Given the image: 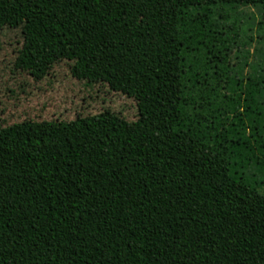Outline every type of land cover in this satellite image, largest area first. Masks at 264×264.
Returning <instances> with one entry per match:
<instances>
[{
	"label": "trees",
	"instance_id": "trees-1",
	"mask_svg": "<svg viewBox=\"0 0 264 264\" xmlns=\"http://www.w3.org/2000/svg\"><path fill=\"white\" fill-rule=\"evenodd\" d=\"M252 7L264 11V0H0V31L174 11L167 131L224 165L158 138L148 115L134 121L106 98L105 110L73 120L0 119V264H264V194L253 182L264 179V51L250 58L237 15ZM95 83L84 81L83 101L99 96Z\"/></svg>",
	"mask_w": 264,
	"mask_h": 264
},
{
	"label": "rangeland",
	"instance_id": "rangeland-1",
	"mask_svg": "<svg viewBox=\"0 0 264 264\" xmlns=\"http://www.w3.org/2000/svg\"><path fill=\"white\" fill-rule=\"evenodd\" d=\"M239 12L250 58H259L264 11L252 7ZM175 19L176 13L165 8L5 25L0 31V119L60 115L59 120H73L105 110L106 98L134 121L140 112L148 115L150 133L223 169L209 147L167 131L168 116L176 109ZM80 79L97 81L99 96L83 101ZM253 182L264 194V179L253 177Z\"/></svg>",
	"mask_w": 264,
	"mask_h": 264
}]
</instances>
